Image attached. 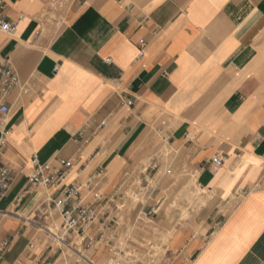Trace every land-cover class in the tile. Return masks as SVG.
Wrapping results in <instances>:
<instances>
[{
	"label": "crops",
	"instance_id": "1",
	"mask_svg": "<svg viewBox=\"0 0 264 264\" xmlns=\"http://www.w3.org/2000/svg\"><path fill=\"white\" fill-rule=\"evenodd\" d=\"M5 3L15 30L0 33V60L21 85L1 122L0 167L12 180L0 201V264H106L101 246L52 242L50 199L100 174L102 209L117 222L138 181L171 184L163 148L175 173L197 174L209 208L191 225L158 222L152 264H264V0ZM34 157L75 167L37 188ZM215 157L225 164L213 175Z\"/></svg>",
	"mask_w": 264,
	"mask_h": 264
},
{
	"label": "rangeland",
	"instance_id": "2",
	"mask_svg": "<svg viewBox=\"0 0 264 264\" xmlns=\"http://www.w3.org/2000/svg\"><path fill=\"white\" fill-rule=\"evenodd\" d=\"M161 155L164 162L170 164L165 167L162 177L170 179L171 184L168 186L164 182L155 181L151 182V188L145 189L143 183L138 181L136 183L138 190L131 189L126 192V202L123 207H118L115 214L119 215L117 235L109 243L100 241L97 245L105 248L107 254L111 255L106 264H152L161 255V250L155 247V235L159 232L156 229L158 222H164L168 217L169 222L175 225H191L197 223L204 209L209 208V205L200 198L202 192L196 187L197 174L187 170L175 173L170 167L175 157L169 148H163ZM169 170L171 174H167ZM181 184L183 186L180 187ZM154 190L156 191L153 194ZM52 220L59 228L58 234H61L59 216L53 217ZM97 230L95 228L93 232L96 234ZM46 236L52 239L50 235ZM52 242L56 245L53 239ZM70 242L77 244V249L84 250L79 241L71 236L68 238V243ZM161 242L165 244L166 239ZM69 262L78 264L75 256ZM61 264L64 262L61 261Z\"/></svg>",
	"mask_w": 264,
	"mask_h": 264
},
{
	"label": "built area",
	"instance_id": "3",
	"mask_svg": "<svg viewBox=\"0 0 264 264\" xmlns=\"http://www.w3.org/2000/svg\"><path fill=\"white\" fill-rule=\"evenodd\" d=\"M6 3L0 0V33H13L15 26L5 19ZM110 64L112 61H106ZM21 85L19 75L12 68L9 61L0 60V148L4 143L5 133L1 131V122L10 113L7 99L11 93ZM132 105L131 102L127 103ZM105 122L101 126H105ZM32 164L34 172L28 177V183L37 188H50L61 184L66 175L75 164L69 160L41 164L36 157ZM223 157L212 159L211 172L216 175L224 166ZM100 174H97L86 183H72L66 186L58 197L51 200L53 211L62 221V233L55 234L54 241L68 242L69 236L78 240L85 251L93 250L100 241L109 243L117 235V222L110 219V215L104 212L102 204L105 199L98 186ZM12 180V173L8 168L0 167V201L6 196ZM90 198V200H88ZM97 228L95 234L93 229ZM62 249V247H58ZM63 253V252H62ZM84 264H92L84 258Z\"/></svg>",
	"mask_w": 264,
	"mask_h": 264
},
{
	"label": "bare ground",
	"instance_id": "4",
	"mask_svg": "<svg viewBox=\"0 0 264 264\" xmlns=\"http://www.w3.org/2000/svg\"><path fill=\"white\" fill-rule=\"evenodd\" d=\"M66 246V245H65ZM103 253V252H102Z\"/></svg>",
	"mask_w": 264,
	"mask_h": 264
}]
</instances>
